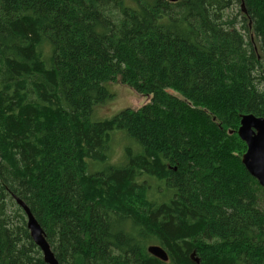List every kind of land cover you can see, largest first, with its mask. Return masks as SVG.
<instances>
[{
  "label": "trees",
  "instance_id": "1",
  "mask_svg": "<svg viewBox=\"0 0 264 264\" xmlns=\"http://www.w3.org/2000/svg\"><path fill=\"white\" fill-rule=\"evenodd\" d=\"M116 82L150 101L102 120ZM245 115L264 0H0V264H47L15 197L59 264H264Z\"/></svg>",
  "mask_w": 264,
  "mask_h": 264
},
{
  "label": "water",
  "instance_id": "2",
  "mask_svg": "<svg viewBox=\"0 0 264 264\" xmlns=\"http://www.w3.org/2000/svg\"><path fill=\"white\" fill-rule=\"evenodd\" d=\"M176 3L179 0H167ZM239 138L245 142L247 150L242 157V164L247 172L264 188V119L254 115H245L241 119L238 129ZM17 204L23 209L27 217V227L36 246L41 250L47 264H59L55 258L46 234L38 223L29 207L23 200L15 197ZM147 252L153 257L168 262L167 252L160 246L151 245Z\"/></svg>",
  "mask_w": 264,
  "mask_h": 264
},
{
  "label": "rangeland",
  "instance_id": "3",
  "mask_svg": "<svg viewBox=\"0 0 264 264\" xmlns=\"http://www.w3.org/2000/svg\"><path fill=\"white\" fill-rule=\"evenodd\" d=\"M108 89L112 94V99L108 100L105 104L99 106L96 109V116L98 118H102V120L114 117L127 107L132 108L133 110H138L144 105L148 104L150 101L149 98L139 95L130 87L121 84L120 82L109 84ZM123 143L124 146L129 145V142L124 139ZM122 151V146L116 145L113 158H115L117 155L123 154Z\"/></svg>",
  "mask_w": 264,
  "mask_h": 264
},
{
  "label": "bare ground",
  "instance_id": "4",
  "mask_svg": "<svg viewBox=\"0 0 264 264\" xmlns=\"http://www.w3.org/2000/svg\"><path fill=\"white\" fill-rule=\"evenodd\" d=\"M30 233V232H29ZM194 255V254H193ZM193 257V256H192ZM197 261V260H196Z\"/></svg>",
  "mask_w": 264,
  "mask_h": 264
}]
</instances>
